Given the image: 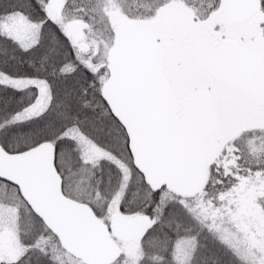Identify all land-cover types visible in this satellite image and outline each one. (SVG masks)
Returning a JSON list of instances; mask_svg holds the SVG:
<instances>
[{"label": "snow or ice", "instance_id": "snow-or-ice-1", "mask_svg": "<svg viewBox=\"0 0 264 264\" xmlns=\"http://www.w3.org/2000/svg\"><path fill=\"white\" fill-rule=\"evenodd\" d=\"M264 264V0H0V264Z\"/></svg>", "mask_w": 264, "mask_h": 264}, {"label": "trees", "instance_id": "trees-1", "mask_svg": "<svg viewBox=\"0 0 264 264\" xmlns=\"http://www.w3.org/2000/svg\"><path fill=\"white\" fill-rule=\"evenodd\" d=\"M209 264H210V262H209Z\"/></svg>", "mask_w": 264, "mask_h": 264}]
</instances>
